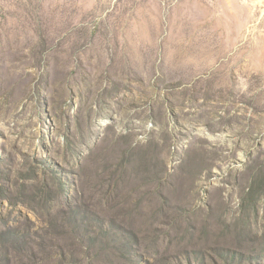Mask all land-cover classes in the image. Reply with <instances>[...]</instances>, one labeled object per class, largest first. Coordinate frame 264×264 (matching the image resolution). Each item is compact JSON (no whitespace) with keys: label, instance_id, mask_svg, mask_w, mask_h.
<instances>
[{"label":"rangeland","instance_id":"1","mask_svg":"<svg viewBox=\"0 0 264 264\" xmlns=\"http://www.w3.org/2000/svg\"><path fill=\"white\" fill-rule=\"evenodd\" d=\"M0 264H264V0H0Z\"/></svg>","mask_w":264,"mask_h":264},{"label":"crops","instance_id":"2","mask_svg":"<svg viewBox=\"0 0 264 264\" xmlns=\"http://www.w3.org/2000/svg\"><path fill=\"white\" fill-rule=\"evenodd\" d=\"M234 14V22L232 23L234 26H238V24L244 26L243 19H247L251 16V12L253 9H231Z\"/></svg>","mask_w":264,"mask_h":264}]
</instances>
